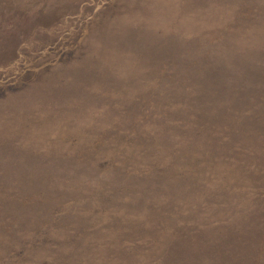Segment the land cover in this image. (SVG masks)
<instances>
[{
  "label": "rangeland",
  "instance_id": "rangeland-1",
  "mask_svg": "<svg viewBox=\"0 0 264 264\" xmlns=\"http://www.w3.org/2000/svg\"><path fill=\"white\" fill-rule=\"evenodd\" d=\"M0 264H264V0H0Z\"/></svg>",
  "mask_w": 264,
  "mask_h": 264
}]
</instances>
